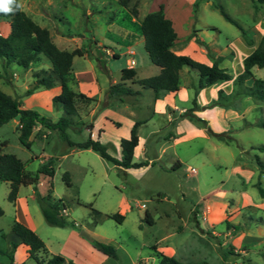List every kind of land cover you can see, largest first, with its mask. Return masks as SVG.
<instances>
[{
	"label": "rangeland",
	"instance_id": "1",
	"mask_svg": "<svg viewBox=\"0 0 264 264\" xmlns=\"http://www.w3.org/2000/svg\"><path fill=\"white\" fill-rule=\"evenodd\" d=\"M45 1L37 2L42 5L41 12H127L122 7L123 2L128 10L137 6L138 12H146L153 0H53L54 7L44 4ZM19 2L26 10L33 9L32 0ZM189 7L185 25L194 29L206 42L219 47L229 42L233 52L223 65L228 73H239L242 57L253 46L245 43L239 28L223 17L218 7L239 23L256 45L264 33V4H256L254 8L252 0H192ZM76 24L72 29L80 30L81 24ZM93 27L103 35V24ZM104 35L101 40L104 45L114 46V42L107 38L108 33ZM123 59V55L107 59L112 75ZM141 63L138 60L136 65ZM48 64V59L40 55V59L31 66L45 68ZM251 72L253 77L264 79V65L252 66ZM0 74V89L5 92L8 87L4 81L8 75L18 84L22 80L25 86H33L29 70L15 63L6 66L5 72L0 65ZM250 82L251 78H247L243 84ZM81 103L78 105H85ZM227 103L236 107L235 111L226 113L224 122H221L224 127L221 131L227 141L208 134L200 126V121L192 122L187 119V114H179L178 118L186 120L184 128H180L184 132L177 134L176 141L170 139L164 143L162 154L154 159L152 165L128 174L89 148L70 150L56 129H49L44 136L39 134L40 130L35 131L28 137L30 144L27 148L18 141L16 131L2 123L0 139L6 140L2 150L17 156L25 170L35 171L46 154L56 157L52 163V175H39L41 182L35 188L43 194L50 182V194L56 198L64 197V215L74 224H48L35 198L29 196L30 186L20 185L19 195L25 197L27 211L36 223L34 232L49 251L64 257L60 264H67L68 260L75 264H98L103 252L92 244L93 239L114 246L116 256L112 258L117 264H165L159 262L154 250L171 255L182 264H264V195L259 194L256 184L259 179V185L264 188V173H259L254 162V155H258L264 166V150L254 147L264 145V129L254 125L258 117H264V101L248 95L243 99L240 95L230 98ZM183 112L190 113L187 108ZM51 117L56 118L57 115L54 113ZM171 120L172 123L174 119ZM215 120L211 121L216 128L220 124L216 117ZM205 122L208 124L206 119ZM150 130L154 131L149 133ZM66 131L69 138L75 140L88 135L83 128L80 132L71 128ZM167 131L176 130L160 115L140 130L141 135L148 133V141L163 136ZM161 142L155 144L156 149ZM106 146L115 155V146ZM63 152L66 154L61 156ZM65 170L69 173L71 186H66L61 177ZM7 187V182L0 180V229L3 231L9 228L14 217V207L6 199ZM121 193L134 198L120 222L106 216L98 219L90 207L84 205L90 204L103 213H111L116 210ZM75 196L81 203H76ZM225 221L235 223L239 228L232 234ZM80 229L85 230L91 240L80 235ZM223 247L233 253L223 258ZM23 255L22 247L17 248L15 259L21 258L23 264H35L32 258ZM4 259L7 261L5 256Z\"/></svg>",
	"mask_w": 264,
	"mask_h": 264
},
{
	"label": "crops",
	"instance_id": "2",
	"mask_svg": "<svg viewBox=\"0 0 264 264\" xmlns=\"http://www.w3.org/2000/svg\"><path fill=\"white\" fill-rule=\"evenodd\" d=\"M17 1L20 8L23 9L33 21L48 30L51 40L59 48L71 50L79 47L84 49L81 54H74L72 56L70 71L67 75V84L74 91L81 92L86 96L94 98L93 101L83 106L78 105L77 107L78 119L90 123V126L85 125L80 127L79 125L78 127L80 128H77V130L75 127L69 128L75 132H80L83 128L89 136L98 138L105 144H113L116 150L114 156L119 157V138L127 137L130 126L135 120H138L139 123L136 126L137 144L134 146L132 151V161H142L144 163L136 167H116H118L124 174H128L129 172L136 171L138 168L143 169L152 165L154 159L158 158L162 154V149H164L165 145L164 143L170 139L172 141H176L177 134H182L184 132L180 130V128L181 126L184 128L186 120L184 117L178 118L177 116L190 106V99L193 93L192 85L196 82L197 78L196 71L186 66H181L178 70V88L173 91L163 92L157 97H153V93L150 88H142L135 81H133L141 77L155 74L159 71V66L149 60L147 53L143 48V38L140 31L139 20L145 12H138L137 6L134 8L136 10L135 14L125 7V3L122 4V7L124 10H127V12H41L39 9L42 8V5L37 4L38 0H32L33 9H30V11L23 8L19 0ZM143 1L147 2L145 0H139V2ZM178 1L179 0H153L152 3H149V7L146 10H154L161 5L162 11L171 20L175 31V38L170 46V49L176 54H186L205 64H210L213 57L219 56L220 59L217 62V65L224 68L226 71V68L223 65L224 61H226L233 52L230 43L228 42L224 47H219L211 42H206L200 35L195 33L194 29H190L186 26L185 24L188 20V11L190 9L189 5L192 0H184V3ZM44 4L50 5L51 7H54L55 5L53 0H46ZM76 23L81 24V31L76 28L72 29L73 26L77 25ZM97 24L104 25L103 35L98 32L96 27H93ZM87 25H89V27ZM8 31L9 19L7 17L0 16V35H6ZM105 32L108 33L107 38L114 42L117 47L115 45L110 47L104 45L101 40L105 38ZM249 45L254 47L255 42L253 39ZM127 47L132 49L131 54H126L124 52ZM104 48H110L114 53L106 55L103 51ZM96 55H98V59ZM120 55L124 56L123 63L118 65L114 71L115 74L112 75L107 59H116L119 58ZM128 56L133 59V63L131 65L128 64ZM38 58L40 59V55ZM38 58L36 60H38ZM138 60H141L143 65L142 63L140 65H136ZM34 61L30 62L29 65L25 67L29 70L30 76L33 70L44 68H33L31 65H33ZM49 66L50 64H48L45 68ZM123 67H131L134 70L132 78L123 80L126 85L133 89V93L124 96L122 100L113 97H104V92L108 84L120 80V70ZM231 75L233 76V74ZM30 81H32L33 84L32 76ZM4 83L7 84L8 87V91H6V93L17 98L20 106L35 109L40 114L45 113L46 116L51 119H55L51 117L52 114L55 113L57 117L61 114L62 110L60 103L57 101L53 102L51 100V97L59 92V84L56 83L47 88L37 87L28 93H24V90L27 87L29 88V84L25 86L22 84V80L18 84L13 80L11 75H8L7 80H5ZM32 84L30 86H32ZM231 87L232 85L230 80H223L205 85L199 88L195 93V104L199 106V109H195L193 112L206 119L210 128L214 131H221V129L224 128L221 122H224L225 114L235 111L234 108L236 107H234V104L230 103L225 105L203 106H205L211 99L216 98L217 89L221 88L224 93H228L230 92ZM241 98L245 99V95H241ZM77 104H79V102ZM158 115L164 118V120L169 121V124L173 125L176 131H167L163 136H160L159 138H156L158 137L156 136L153 140L151 139L148 141L149 135H147V132L142 133L141 135V127L145 124H149L151 120ZM215 117L220 124L216 128L213 126V122L211 121L213 119L215 120ZM171 119H174L172 123ZM5 124H7L10 129L15 130L17 135L18 115H15L5 121ZM121 127L123 129L120 132L119 130ZM37 130H40L39 134L42 136L46 135L49 131V129L36 124L33 127L31 134L35 133ZM153 131L154 130H150L149 133H152ZM31 134L29 136H31ZM0 141H4L3 145L6 144L5 139H0ZM158 141L163 142H161L162 144L160 147L156 149L155 144L158 143ZM3 145H1V150ZM73 148L79 147H70L69 149L72 150ZM146 152H150V154L146 155ZM65 154L66 153L63 152L61 156H64ZM39 156L43 155L40 154ZM48 156L56 158L51 154H46V158ZM43 160L44 159H40V162ZM39 175H46L50 177L47 174L38 173L36 185H39L41 182V177H39ZM70 182L72 185L71 180ZM25 185L30 186L29 196L33 198L34 192L31 184ZM19 187L20 185L18 186L14 200L10 201L14 207L13 219L23 222L35 231L36 223L31 219L27 211V201L25 197L19 195ZM48 189H50V191L52 190L50 182H48L46 191ZM59 198H61L64 202V197ZM133 198L134 197L123 193L119 194L117 201L118 206L115 211L122 214V219L125 212L131 207V200ZM76 200L79 199L75 196V201ZM84 229L90 232V230L86 227H84ZM0 230L3 231L2 229ZM3 232V244L5 248L8 249L9 241H17L18 238L9 228ZM19 247H22L24 251L23 256L26 255L28 257L26 245L21 242L17 243L13 251V264L23 262L20 261L21 258L15 259V253ZM45 250V252H39L38 254L46 257L47 254L52 253L46 247ZM5 262L6 260L4 259V255H0V264H5ZM77 263L81 264L80 262ZM104 263L117 264L111 256L102 253L98 264ZM35 264L40 263L35 262Z\"/></svg>",
	"mask_w": 264,
	"mask_h": 264
},
{
	"label": "trees",
	"instance_id": "3",
	"mask_svg": "<svg viewBox=\"0 0 264 264\" xmlns=\"http://www.w3.org/2000/svg\"><path fill=\"white\" fill-rule=\"evenodd\" d=\"M123 2V1H122ZM124 4V2H123ZM253 7L256 4H264V0H252ZM12 11L5 13L0 11L1 17L9 19V31L6 35H0V65L3 72L5 67L10 63H15L25 68L30 62L36 60L39 55H43L48 59L50 66L47 68H39L33 70L31 76L33 79V86L26 88L24 93L30 92L37 87L47 88L54 84H59V92L51 97V100L57 101L61 105V114L51 119L44 114H40L35 109L22 107L19 100L5 91L0 89V125L18 115L17 138L18 141L25 147H29L28 137L36 124L41 125L47 129H56L59 135L65 140L69 147L89 148L95 151L106 161L118 167H136L144 162L132 161V151L137 144L136 126L139 123L135 120L129 129L127 137H120L118 140L119 157L112 155L105 143L98 138L86 136L82 140H71L66 131L69 127L79 129L83 126H90V123L78 119V102L87 104L94 100L93 97L86 96L81 92L74 91L67 84V75L70 71L71 59L74 54H81L83 48H73L67 50L59 48L51 40L48 30L33 21L23 9L20 8L19 3L10 5ZM221 15L229 22L235 24L240 31L245 43H251V36L247 34L246 30L237 23L231 16H229L221 7H218ZM133 14L136 13L134 8H131ZM140 31L143 38V48L147 53L149 60L159 66V71L155 74L138 78L135 81L142 88H150L153 97L166 91H173L178 88L179 77L178 70L181 66L194 69L197 73L196 82L192 85L193 93L190 99V106L187 108L190 113H180L181 116L187 114V119L194 122L200 121V126L204 127L208 134L214 136L219 140L225 141L222 131L212 130L205 119L195 114L193 111L199 109L195 104L196 91L211 83L220 82L223 80H230L232 87L230 92L224 93L221 88L217 89L216 98L211 99L205 106L225 105L227 100L232 97L240 95H248L249 97L264 101V79L253 77L251 72L252 66L262 67L264 65V33L260 35L256 45L251 51L242 57V70L236 75H231L226 72L224 68L219 67L217 62L220 57L212 58L210 64L197 61L186 54H176L170 46L175 38V31L173 29L171 20L162 11L161 5L158 8L146 11L139 20ZM98 59V55H96ZM98 61V60H97ZM134 70L131 67H123L120 70V80L109 83L104 97H113L122 100L124 96L133 93V89L126 85L124 79L132 78ZM1 75V74H0ZM251 78L250 84H243V81ZM80 125V127H78ZM254 125L264 129V117H258ZM227 141V140H226ZM4 141H0V180L7 182L6 199L13 201L19 185L31 184L34 192V198L38 204L40 212L44 220L51 225L68 226L73 225V221L69 220L64 215L65 203L59 197H53L50 194V189L41 194L35 188L38 179V173H44L49 176L53 173V157L48 156L37 166L35 171H27L23 167V162L13 153L1 150V145ZM258 150H264L263 144L254 146ZM254 162L258 168L259 173H264V166L258 155H254ZM63 182L66 186H71L67 171L61 174ZM259 194L264 195V188L259 185V179L256 180ZM77 203H81L76 200ZM90 207L91 211L98 217L106 216L120 222L122 214L114 211L111 213H101L90 204H84ZM2 210L0 208V214ZM150 221V219H149ZM226 225L231 228L232 234L237 231L239 225L225 221ZM9 229L18 238L17 241L10 240L8 249L3 244L4 232L0 230V255L7 258L5 264H13V251L17 243L26 245V252L28 257L40 264H60L64 261V257L58 253L47 254L46 257L40 256L39 252H45V246L41 238L23 222L13 219L9 225ZM92 244L102 251L104 254L115 257V248L112 244L101 240H92ZM154 249V244L151 245ZM229 247L230 244H229ZM160 263L165 264H182L173 256L166 255L160 251L154 250ZM223 258L233 252L228 248L221 250ZM18 264H23L19 262ZM67 264H75L68 260ZM197 264H208L207 262H200Z\"/></svg>",
	"mask_w": 264,
	"mask_h": 264
},
{
	"label": "clouds",
	"instance_id": "4",
	"mask_svg": "<svg viewBox=\"0 0 264 264\" xmlns=\"http://www.w3.org/2000/svg\"><path fill=\"white\" fill-rule=\"evenodd\" d=\"M15 0H0V11L9 13L12 11L10 5L14 4Z\"/></svg>",
	"mask_w": 264,
	"mask_h": 264
},
{
	"label": "built area",
	"instance_id": "5",
	"mask_svg": "<svg viewBox=\"0 0 264 264\" xmlns=\"http://www.w3.org/2000/svg\"><path fill=\"white\" fill-rule=\"evenodd\" d=\"M104 53L106 54V55H111V54H113L114 52H113V50H111L110 48H104ZM124 52L126 53V54H131L132 53V49L130 48V47H127L125 50H124ZM128 64H132L133 63V59H132V57H130V56H128ZM190 170H194V168H192V167H190L189 168ZM141 205H143L142 203H141ZM63 212H64V210H63Z\"/></svg>",
	"mask_w": 264,
	"mask_h": 264
},
{
	"label": "water",
	"instance_id": "6",
	"mask_svg": "<svg viewBox=\"0 0 264 264\" xmlns=\"http://www.w3.org/2000/svg\"><path fill=\"white\" fill-rule=\"evenodd\" d=\"M79 234L82 235L83 237L87 238L88 240H91V236L85 230L80 229Z\"/></svg>",
	"mask_w": 264,
	"mask_h": 264
}]
</instances>
